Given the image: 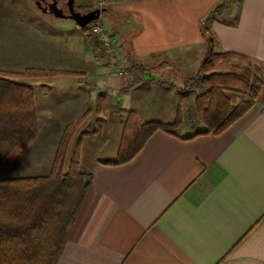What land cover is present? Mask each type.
I'll return each instance as SVG.
<instances>
[{
  "label": "crops",
  "instance_id": "1",
  "mask_svg": "<svg viewBox=\"0 0 264 264\" xmlns=\"http://www.w3.org/2000/svg\"><path fill=\"white\" fill-rule=\"evenodd\" d=\"M222 1L117 3L114 9L123 13L117 26L136 21L128 51L146 69L145 82L128 91L130 76H112L97 62L93 44L78 45L76 37L72 44L45 24L14 28L16 40L7 41L11 70H19L18 62L68 71L30 81L44 86L35 91L39 135L30 146L43 145L39 171H51L63 127L92 111L100 95L113 114L134 111L140 123L173 122L178 105L195 99L187 98L185 80L199 72L208 52L201 22ZM226 10L210 23L218 51L264 66V0H239ZM121 36L115 33L113 41L126 61ZM197 133L157 131L122 165L106 163L119 146L111 159L95 155L87 170L91 187L57 264H264V82L251 108L228 129ZM87 139L74 141L82 143V157Z\"/></svg>",
  "mask_w": 264,
  "mask_h": 264
},
{
  "label": "trees",
  "instance_id": "2",
  "mask_svg": "<svg viewBox=\"0 0 264 264\" xmlns=\"http://www.w3.org/2000/svg\"><path fill=\"white\" fill-rule=\"evenodd\" d=\"M238 1L223 0L201 22L208 52L199 72L185 80V90L197 93L192 111L183 112L178 106L176 118L170 123H140L136 113L128 111L117 156L107 164L128 163L155 132L176 135L190 116L204 125L196 135L218 134L251 108L263 86L264 66L245 55L218 51V40L210 27L212 20ZM125 54L130 72L125 89L128 91L145 82L146 69L135 62L130 51ZM66 73L34 68L20 73L0 69V264H57L91 187V173L81 168L80 140L72 146V156L66 163L72 136L89 111L65 127L50 174L8 176L12 165L39 135L34 89L20 78ZM241 94L246 98L237 100ZM102 99L99 96L97 104Z\"/></svg>",
  "mask_w": 264,
  "mask_h": 264
},
{
  "label": "rangeland",
  "instance_id": "3",
  "mask_svg": "<svg viewBox=\"0 0 264 264\" xmlns=\"http://www.w3.org/2000/svg\"><path fill=\"white\" fill-rule=\"evenodd\" d=\"M86 1L88 0H76V4H79V5L85 4ZM121 1L123 0H96V2L93 3L94 4L93 7H95L96 5H98L99 8L105 7L107 11L101 14L99 20L90 23L88 26H86L87 27L86 29H82L77 24H75L72 20L56 21V20H53L47 17L42 12H40V10L35 6L33 0H0V67H3V69L2 68L0 69L4 71H12V72L20 73V72H24L26 69L31 68V67L23 68L22 64L19 65V63L16 62L15 64H17L18 67H16L15 70H18V69L19 70L18 71L11 70L14 68L12 64L14 61L10 57L11 56L10 52L7 51V47H8L7 41L16 40L14 38V31L16 28H17V31H19L20 27L22 29H26L25 25L33 26L34 24L36 25V23L45 24L47 28H50L55 33L64 35L63 37L65 39L66 38L70 39L72 44L75 43V37H76V43L78 45L87 43L91 46L93 44L96 50L95 53H97V62H99L98 58H100V56L103 57L102 45L91 34V27L93 24L99 23L105 26L106 28L112 30L113 33H118L119 35L122 34L123 36H121V39L123 43L125 44L126 50L128 51L130 48L129 46L130 38H131L132 33L134 32L136 21L123 19L124 20L123 24L125 25L120 24V23H119V26L116 25L118 24V21L123 18V17L120 18V16L117 13H120L121 15H123V13L117 12L114 9V7H116V4ZM227 13H228V10H226L223 15L225 16L227 15ZM10 33H11V37L9 38ZM21 34H24V30H21ZM8 53H9V57H8ZM126 63H127V60L125 64ZM102 64H106L105 61H102ZM34 69H40V68H34ZM33 79H38V78H20V81L31 85L34 89V92L35 91L39 92L40 90H44L43 89L44 86L42 85L30 84L31 83L30 81ZM196 95H197L196 92H191L187 94L186 96L189 99V96L192 98H195ZM237 96L239 99L246 98L244 94L237 95ZM98 98L99 96L97 97V99ZM34 102H35V97H34ZM193 102H194L193 99L187 101L186 103H188L187 104L188 106L184 105V102H183L182 104L186 106L187 108H183L182 104L181 105L179 104L178 106H181L183 112H185V110L192 111ZM88 111H89L88 115L86 116V118H84L80 122V124L78 125L76 129L75 134L72 136L71 146L68 149L67 159H66V163H68L69 159L72 156V150H73L72 146H74V143H75L74 141L77 139V137L82 138L83 136L84 137L89 136V135L87 136L82 135V133L84 132L91 134L89 137H92V139L91 140L87 139L85 142L86 144L84 143V146H83L84 156L83 157H82V152H81L82 143L80 142L81 143L80 145V154H81L80 160L81 161L80 162L81 163L83 162V164H81V168L86 173H89L87 171L88 166H89V163L94 159V157H96L95 155H98V157L101 159H111L113 158V156L115 157L114 151L120 145L122 131L124 129V121L127 117V114H123V113L121 114L120 110H117V112L116 113L114 112L113 114V109L108 105L105 97H103L102 100H99L98 104L95 106V108H93L92 111L90 110ZM190 123H192L193 125H191ZM197 123H198L197 118L194 116L192 117L190 116V118L188 117V119L186 120V125H184V127L179 129L178 132L183 133V134H188L193 131L195 132V131H200L204 129V125L197 124ZM63 128L65 129V127ZM119 130L121 134L119 133ZM36 140L37 138L32 143H35ZM107 140H109V142H106ZM40 145L41 143L38 142L31 148L29 146L27 150L23 154H21L19 159L12 165V167L10 168V171L8 172V176H11V177L45 176V175L50 174L51 171L45 174L39 171L41 170L39 167L43 165V162L45 159L44 158L45 156H43L42 152H40L43 149V145L41 146ZM97 146H99L100 150L102 149L101 147H103L104 151L99 152L98 150H96L95 147ZM106 147L108 149H106ZM53 163H52L50 170H52Z\"/></svg>",
  "mask_w": 264,
  "mask_h": 264
},
{
  "label": "built area",
  "instance_id": "4",
  "mask_svg": "<svg viewBox=\"0 0 264 264\" xmlns=\"http://www.w3.org/2000/svg\"><path fill=\"white\" fill-rule=\"evenodd\" d=\"M91 34L102 45V56L98 58L101 63L105 61L109 67V73L117 78H127L130 76L128 63L125 64L124 57L122 56L119 46L114 43V34L112 30L105 26L96 23L91 27ZM125 61V62H124Z\"/></svg>",
  "mask_w": 264,
  "mask_h": 264
},
{
  "label": "flooded vegetation",
  "instance_id": "5",
  "mask_svg": "<svg viewBox=\"0 0 264 264\" xmlns=\"http://www.w3.org/2000/svg\"><path fill=\"white\" fill-rule=\"evenodd\" d=\"M33 2L40 12L56 21L71 20L70 16L72 13L79 12L81 14H86L93 9L105 8H99L98 5L93 7V3H95L96 0H88L85 4L81 5L76 4V0L74 3H71V0H33Z\"/></svg>",
  "mask_w": 264,
  "mask_h": 264
},
{
  "label": "water",
  "instance_id": "6",
  "mask_svg": "<svg viewBox=\"0 0 264 264\" xmlns=\"http://www.w3.org/2000/svg\"><path fill=\"white\" fill-rule=\"evenodd\" d=\"M75 0H71L74 3ZM107 9H93L86 14H81L79 12L72 13L70 19L74 21L78 26H88L90 23L100 19L101 13L106 12Z\"/></svg>",
  "mask_w": 264,
  "mask_h": 264
}]
</instances>
